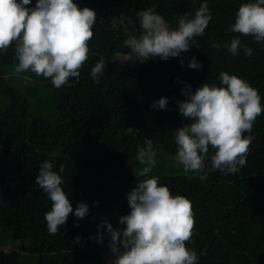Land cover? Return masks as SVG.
Listing matches in <instances>:
<instances>
[{
	"label": "trees",
	"instance_id": "trees-1",
	"mask_svg": "<svg viewBox=\"0 0 264 264\" xmlns=\"http://www.w3.org/2000/svg\"><path fill=\"white\" fill-rule=\"evenodd\" d=\"M75 2L97 12L84 65L92 64L91 69L98 61L107 63L98 84L79 75L57 89L30 71L15 73L12 47L0 53V76L6 84L5 95H0V264H105L106 253L87 238H94L109 210L118 217L126 214V194L151 176L191 202L193 235L186 246L199 258L206 256V264H264V112L253 125L247 163L238 173L211 172L201 181L178 167L175 158V129L188 123L176 103L185 99V82L193 90L203 82L219 85L216 77L225 71L247 80L264 104V46L250 35L225 31L247 0H208L212 19L204 35L195 38L199 49L134 65L115 58L129 49L123 43L124 29L112 28L113 18L123 13L135 20L137 11L152 9L176 27L178 15L194 13L201 0ZM128 30L139 31L134 26ZM237 35L253 49L252 56L210 47L213 40L223 44ZM193 55L203 63L202 69L186 67ZM160 97L169 98L167 109L153 111L150 104ZM128 126L137 130L125 134ZM145 138L153 140L157 163L149 177H136L142 167L135 159L137 146ZM44 160L54 162L57 171L63 166L62 189L73 208L83 200L90 209L84 219L70 214L54 235L44 220L51 202L35 184ZM69 235L81 244L70 241ZM14 241L19 242L17 249L3 248Z\"/></svg>",
	"mask_w": 264,
	"mask_h": 264
},
{
	"label": "clouds",
	"instance_id": "clouds-1",
	"mask_svg": "<svg viewBox=\"0 0 264 264\" xmlns=\"http://www.w3.org/2000/svg\"><path fill=\"white\" fill-rule=\"evenodd\" d=\"M135 16L133 20L121 13L113 18L111 26L124 29L123 43L129 49V60L145 63L156 57L164 61L178 58L191 47L198 48L195 38L204 35L212 12L208 0H201L194 13L178 15L176 27L152 9L139 10ZM96 18L94 9L79 7L75 0H35L34 5L32 0H0V53L12 47L15 73L30 71L49 79L59 89L70 78L79 77V69L88 59V42L93 37ZM233 19L226 33L250 35L264 46V0L241 3ZM130 26L137 27L138 33L129 32ZM240 35L223 44L213 40L210 47H224L233 56L241 51L246 57L252 56L253 49L242 43ZM180 63L184 66L182 58ZM186 67L200 70L203 63L193 55ZM106 68L107 63L102 60L91 67L94 83L100 82ZM216 79L219 85L203 82L195 90L185 82L181 89L185 99L176 101L178 114L188 121L174 132L176 164L201 181L211 172L236 174L246 165L254 139L253 125L264 112L261 96L247 80L225 71ZM168 104V97H160L153 100L150 108L166 110ZM136 130L128 126L125 134ZM156 155L153 140L145 138L143 145L137 146L135 159L142 167L134 175L149 177L157 163ZM63 171V166L57 171L54 162L44 160L35 176V184L51 202L50 210L44 213L51 235L65 225L70 214L84 219L90 213L83 200L73 208L72 200L62 189ZM126 200L129 211L118 218L117 226L106 219L97 224L94 239L96 243L107 239V264H199L197 252L186 246V242H191L194 226L188 198L173 195L159 177L151 176L136 182Z\"/></svg>",
	"mask_w": 264,
	"mask_h": 264
},
{
	"label": "rangeland",
	"instance_id": "rangeland-1",
	"mask_svg": "<svg viewBox=\"0 0 264 264\" xmlns=\"http://www.w3.org/2000/svg\"><path fill=\"white\" fill-rule=\"evenodd\" d=\"M165 20L168 21L166 18H165ZM168 23L172 27V25L170 24L169 21H168ZM115 58H117L119 61H121V62H123V63H125L127 65H134L135 64L134 61L129 60L130 59L129 53H127V54L118 53V54L115 55ZM86 65L90 69V66L92 64L86 63ZM87 66H85L83 64V66L79 69L80 75L82 77H84V78H90L91 77L90 70L88 69ZM3 79H4V77L0 76V95L1 96L5 95V93H6V84H5V81H3ZM108 209H110V207H108ZM116 215H117V213L114 210H109L106 213V217L104 218V220L106 219L109 222H111L113 224V226H117V222H118V218L119 217L116 216ZM96 233H97V231H96ZM96 233L94 234V237L96 236ZM69 239H70V241H75L77 245L81 244L80 241L76 240L72 235H69ZM93 241H95L94 238H93ZM97 244H99L100 250L103 253H107V251H108V249H107V239H105V241L103 243H97ZM18 245H19V242L18 241H14V242H11L9 244L4 245L3 248L6 249V250L17 249ZM206 262H207L206 261V256L203 255V256H201V258H199V264H206ZM105 264H107V262Z\"/></svg>",
	"mask_w": 264,
	"mask_h": 264
}]
</instances>
